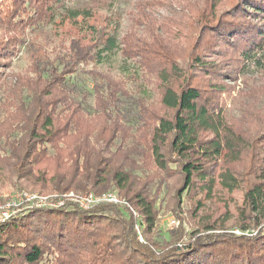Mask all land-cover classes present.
Instances as JSON below:
<instances>
[{
    "label": "trees",
    "instance_id": "obj_1",
    "mask_svg": "<svg viewBox=\"0 0 264 264\" xmlns=\"http://www.w3.org/2000/svg\"><path fill=\"white\" fill-rule=\"evenodd\" d=\"M185 1L186 31L172 43L150 24L138 30L158 0H139L122 36L77 0H0V191L15 178L124 200L13 214L0 223V264H264V111L237 128L232 87L219 81L264 70V0ZM50 25L69 32L56 52L33 51L30 73L10 71L27 35ZM117 49L152 98L96 69ZM227 52L220 68L212 57ZM171 179L179 223L156 237Z\"/></svg>",
    "mask_w": 264,
    "mask_h": 264
},
{
    "label": "rangeland",
    "instance_id": "obj_2",
    "mask_svg": "<svg viewBox=\"0 0 264 264\" xmlns=\"http://www.w3.org/2000/svg\"><path fill=\"white\" fill-rule=\"evenodd\" d=\"M137 2H139V0H77L76 4H78L77 6L92 7L98 18L96 22L102 25L106 24V22L108 24L111 22V26L118 27L122 36L128 27L131 26L130 19L133 18L139 10L136 6ZM156 4L157 5L148 8L150 13L148 16H150V18L142 17L140 19L139 24H141L138 27V30H140V32L143 30L141 29L144 27L142 24H150L158 30V34H160L161 37H164L165 40H172V43L181 42L182 34L180 35V33L186 31V28L183 25L185 22L187 23L188 20V4L185 0H158V3ZM66 32L69 33L66 28H59L58 25H50L40 31L29 33L27 35L28 39L26 45L20 47L19 53L13 58L9 70L16 74L30 73L32 52H37L39 49H45L48 52H56V49L61 42L67 38ZM104 54L106 56L96 65L98 71H109L118 79L126 80L127 87L130 90H134L135 94H144L145 97L152 98L153 93L147 83L141 78L143 72L138 68V65L135 64L134 61L123 59L119 49L111 54ZM212 58L220 64V68L223 63H230L234 60V56L230 52L224 53L222 56L214 55ZM93 67H95L94 64H90L87 68L91 69ZM235 71L240 72L237 75V80L219 79L220 82L223 81L228 83L229 86L232 87L230 88L231 96L225 99L226 106L229 109L228 117L237 128L241 130H251L259 125V119L262 117L264 111V70L254 68L249 64L245 69L246 73L243 74L241 70L238 71V69H235ZM133 74H138V77L140 78L139 82L136 83L134 81ZM77 79H79V81L83 80L80 78ZM90 99L92 100V98ZM176 185V179L169 180L159 197V221L154 231L156 237L162 238L167 236L168 231L179 223V219L172 211L173 193ZM46 191L47 190L41 192L39 188L26 185L24 180L20 181L15 178L11 179L0 191V223L4 221L3 218L5 215H3V212H6L7 215L9 214L10 217L13 214L16 215L26 212L27 207H29V209L33 206L38 207L32 203L42 201L39 196L46 197L45 201L48 203L63 202L64 204L68 201L78 204L81 208H84L80 204L81 197L89 196L91 194L103 195L112 193L119 199H122L117 192L111 190H107L103 193H95L93 191L88 193L71 191L62 194H51ZM235 196L237 199L240 197L239 193H235ZM123 201H121L122 204ZM11 203L13 204L11 205ZM103 204L118 203L110 202ZM49 205L55 207L53 204ZM94 206H96V204ZM183 217L185 218V222L183 223L184 226L187 229H190L191 224L193 223L192 219L186 214ZM174 219L176 223L172 227L171 221ZM233 231L237 232L238 230Z\"/></svg>",
    "mask_w": 264,
    "mask_h": 264
},
{
    "label": "built area",
    "instance_id": "obj_3",
    "mask_svg": "<svg viewBox=\"0 0 264 264\" xmlns=\"http://www.w3.org/2000/svg\"><path fill=\"white\" fill-rule=\"evenodd\" d=\"M43 197V198H41ZM39 198L42 200L38 203H32L33 205H36L38 207H45V206H50L49 204H53L54 206H60L63 204L62 203H48L45 201L46 197L44 196H39ZM30 201V200H29ZM121 201H123L122 199H119L116 195L114 194H103V195H94V194H91L89 196H85V197H81L80 199V204L82 207L84 208H89L91 206H94L95 204H103V203H110V202H113V203H120ZM122 203V202H121ZM13 203H11L12 205ZM3 215H5V217L3 218V220L9 218V214L7 215L6 212H3ZM171 225L172 227L175 225L176 221L175 219L171 221ZM142 239V238H141Z\"/></svg>",
    "mask_w": 264,
    "mask_h": 264
}]
</instances>
